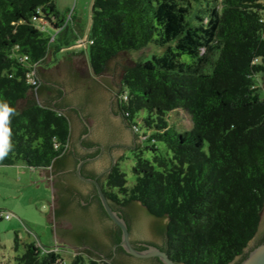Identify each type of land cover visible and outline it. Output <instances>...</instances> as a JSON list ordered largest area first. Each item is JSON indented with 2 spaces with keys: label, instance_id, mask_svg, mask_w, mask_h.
I'll return each instance as SVG.
<instances>
[{
  "label": "trees",
  "instance_id": "trees-1",
  "mask_svg": "<svg viewBox=\"0 0 264 264\" xmlns=\"http://www.w3.org/2000/svg\"><path fill=\"white\" fill-rule=\"evenodd\" d=\"M92 12L91 71L102 76L112 60L128 58L117 108L131 130L152 143L135 151L133 187L119 165L107 185L101 183L112 208L140 204L164 235L161 250L177 264H234L241 257L240 264L264 210V0H95ZM72 19L57 0H0V167L56 175L68 164L70 105L63 90L44 83L43 73L71 47L69 37L62 38ZM150 46V54L135 58ZM55 90L61 102L40 103ZM174 112L179 131L167 120ZM143 113L150 136L140 135ZM121 239L119 229L114 241ZM74 255L69 264H112ZM15 261L67 264L60 249L38 241L26 244Z\"/></svg>",
  "mask_w": 264,
  "mask_h": 264
},
{
  "label": "water",
  "instance_id": "water-1",
  "mask_svg": "<svg viewBox=\"0 0 264 264\" xmlns=\"http://www.w3.org/2000/svg\"><path fill=\"white\" fill-rule=\"evenodd\" d=\"M67 37H69V42L74 38V35L71 31L63 34L62 42H66L65 39H67ZM153 50L154 48L150 46L149 49L135 55V58L144 57L150 54ZM128 63V58L126 56H118L110 62L108 71L94 81H91L88 78L85 62L81 53L66 52L65 56L61 58L58 65H53L50 68H44L45 71L43 75L46 76V80H43L44 83L52 89L63 90L66 94L65 103L68 105L82 106L84 108L86 114L85 116L92 121L93 126L95 127V141L105 146L103 155L96 159L97 163L95 165L98 173L111 170L112 167H115L118 160L123 157V152L126 149H134L132 132L130 129L125 127L123 119L116 116L117 110L113 105L112 100L119 90L123 71ZM51 97L54 98L53 104L55 102L59 103L62 100L56 95V90L53 93H45L44 96L42 95L38 98V100L40 103L45 104V102ZM86 103H88V105H86ZM69 118L73 125L71 145H76L83 128L75 115L72 114ZM83 165L84 162H81L78 165L77 175L81 180L95 185L100 202L109 219L121 230L122 239L120 247H122L127 254L137 259L154 258L158 259L163 264H177L170 259L165 251L160 248L148 247L146 250H138L132 245V239L134 241L146 239L161 244L163 242V238L160 233L156 232L155 229L157 221L155 218L149 217L140 204L134 205L131 209L132 212H130V216L132 217L131 234L124 217L112 208L103 192L100 182L93 179H87L82 175ZM40 177L41 182H43L47 187L54 186L55 204H57L58 201L59 205V201L65 200V198L68 197V195H65V193L61 192V190H59V192H57L58 189L55 190V184L58 181L57 174L54 175L53 172L42 171L40 173ZM75 183L76 184H73L72 182L70 183L72 188L77 186L82 195H89L91 186L79 182ZM68 218L67 221L64 218L61 219L62 222H59L56 217L57 236L60 247L65 245L68 241H72V244L77 245L80 234L87 231L89 232V237L91 239L96 238L97 240L102 241V243H109L107 232L108 226L105 224L104 218L97 214V211L89 210L86 212H79L75 210ZM68 221H70L73 226L71 239L63 234L64 230L70 227ZM263 235L264 212L262 214L258 235L250 242L249 247L254 246V244H256ZM70 251L74 252L72 249H70ZM245 252H248V255L240 264H264V242L256 246L251 251H248L247 248ZM240 258L241 257L237 258L235 263L238 262Z\"/></svg>",
  "mask_w": 264,
  "mask_h": 264
},
{
  "label": "rangeland",
  "instance_id": "rangeland-1",
  "mask_svg": "<svg viewBox=\"0 0 264 264\" xmlns=\"http://www.w3.org/2000/svg\"><path fill=\"white\" fill-rule=\"evenodd\" d=\"M95 0H57L60 11L68 19L73 18L71 21L72 29L74 31V38L71 39L69 48L63 50L58 54V58L61 59L65 56L66 52L85 53L83 59L85 62L88 78L91 81L101 77L93 75L90 69L89 63V36L92 26V9ZM68 42V43H69ZM72 43V44H71ZM153 47V46H152ZM155 48V47H154ZM147 56V55H146ZM147 59V58H146ZM121 83V82H120ZM263 90L260 91V96L264 98V82L262 83ZM183 113V111H181ZM145 113L141 114L138 122L142 127V119ZM185 116V115H184ZM170 127L175 128L177 131L181 130V121L178 119L177 113H170L167 117ZM71 122V120H70ZM183 125L185 128L192 129V123L185 117L183 119ZM131 130V129H130ZM140 135L147 133L146 129L142 127ZM134 141V149H126L123 152V157L118 160L115 166L119 165L120 170L126 174L128 187L131 188L136 183V175L133 172L135 166V151L140 147H150L152 143L144 141V138L138 137L133 130H131ZM73 134V125L71 122V141ZM149 136L151 132L147 133ZM70 141V145H71ZM144 141V142H143ZM163 152L166 153V146L161 142L155 143ZM153 153L151 151H145V158L152 159ZM2 167H0V211H6L22 215L26 217L27 222L25 225L20 222L18 216L13 221H1L0 226L5 227L10 224H17L19 227V233L13 232L9 238H5L2 249L0 250V264H16L15 258L18 255H23L25 252V245L32 242H37L34 236V232L40 238L42 246L48 250H54L58 245L55 240V229L49 221V216L52 214L53 205L55 203L54 188L52 186H46L41 182V177L36 173L34 179L29 186L27 182H15L13 180H19V178L11 177L5 174ZM28 177L23 176L22 180H28ZM107 179V178H106ZM105 179V181H106ZM107 185V181L105 182ZM264 212V210H263ZM262 212V214H263ZM17 220V221H16ZM34 231V232H33ZM17 235L20 238L19 246L16 247L15 240ZM62 250V249H61ZM74 253L70 251L62 252L64 260L67 264L71 263L74 259ZM79 252H76L77 254ZM5 256V258H3Z\"/></svg>",
  "mask_w": 264,
  "mask_h": 264
},
{
  "label": "flooded vegetation",
  "instance_id": "flooded-vegetation-1",
  "mask_svg": "<svg viewBox=\"0 0 264 264\" xmlns=\"http://www.w3.org/2000/svg\"><path fill=\"white\" fill-rule=\"evenodd\" d=\"M64 92V97H65ZM44 96V95H43ZM117 98H118V92L115 94V97L113 100V105L116 107L117 115L118 117L123 119V124L127 129H131L126 122V120L122 117V114L118 111L117 108ZM88 105V103H86ZM66 113L68 116H71L72 114L77 117L79 122L82 125L83 131L80 134V138L78 139L76 145H70L69 152H68V161L65 168L59 172L58 175V181L55 184V190L59 192L67 194L68 197L65 198V200L58 201L56 207H55V213L57 215L58 212H61L60 216H57V221L62 222L61 219H66L70 216V214L73 213V211H79V212H86L88 210H94L97 211V214L102 216L105 220V224L108 226V242H103L95 239H91L89 237V232H83L80 234V237L78 239V244H72V241H68L63 245L66 248L72 249L74 252H83L84 254H92L95 256H100L103 258H106L110 263L112 264H142V263H151V264H160V261L158 259H137L129 254H127L125 251L119 250L120 245L116 244L114 241V236L116 233H118L119 228L109 219L107 215H105V211L101 207L100 201L97 200V189L94 184L88 183L86 181L81 180L77 175V167L81 162H84V165L82 167V175L87 179H93L100 182V184L105 183L104 180L108 175L111 173V170H107L106 172L98 173L97 167H96V159L103 155L105 151V146L100 144L99 142L95 141L94 137V126L91 120H89L85 115V110L82 106H75L70 105L66 107ZM110 150V149H109ZM71 176V177H70ZM76 184L75 182L87 184L91 186V189L89 191L88 196L82 195L76 186L75 188H72L70 183ZM57 194V193H56ZM61 196V195H60ZM59 199V198H58ZM132 207V206H131ZM131 207H121V206H115V211H117L124 219L126 220L128 226L130 227V231L132 234V217L130 216ZM69 219V218H68ZM70 227L66 228L64 230L63 234L65 236L70 237L72 236L73 232V226L70 221H68ZM163 238V242L161 244L152 242L149 240L139 239L138 241H134L132 239V245L140 250L141 248L146 250L148 247H157L162 248L164 244V235L160 234ZM133 237V236H132ZM264 238V235L262 238L254 244V246H248V251H251L256 246L259 245L260 241ZM141 249V250H142ZM248 252H245V255H247ZM237 263V262H236ZM235 263V264H236Z\"/></svg>",
  "mask_w": 264,
  "mask_h": 264
},
{
  "label": "crops",
  "instance_id": "crops-1",
  "mask_svg": "<svg viewBox=\"0 0 264 264\" xmlns=\"http://www.w3.org/2000/svg\"><path fill=\"white\" fill-rule=\"evenodd\" d=\"M70 31L74 35L73 29L70 30ZM80 53L82 55H86V54H83L82 52H80ZM2 169H4L3 171H5V174H8L11 177H15L16 176L17 178H19V180H13V181L18 182V183L24 181V182H27L26 184H28L29 186L31 185V183H32V181L34 179V175L36 173H39L38 175L40 176V173L42 171L52 172L51 169H47V170H43V169H31V168H29V167H27L25 165H18V166H13V167H2ZM23 176L28 177L27 178L28 180H22L21 178ZM52 187L54 188V186H52ZM15 216H16V214H15ZM17 216H18V219L20 220V222H22L25 225V223L27 222L26 217H24L22 215H17ZM16 217L13 218V219H16ZM11 221H13V220H11ZM49 221H50V223L53 225V227L55 229L54 230L55 231V240L58 243V245L55 247V250L56 251L57 250L59 251V249H60L61 253L64 252V251H70V248H66L64 246H62V247L59 246L58 236H57V223H56L55 203L53 205L52 214L49 216ZM11 223H13V222H10V224L6 225L5 227L0 226V250H1V247H4L3 244L5 243L4 242L5 238H9V236H11L13 232H18L19 233V227H18V225L17 224H11ZM34 236L36 238L35 240L38 241L42 245V243L39 240L40 238L37 236V234L35 232H34ZM32 243H34V242H32Z\"/></svg>",
  "mask_w": 264,
  "mask_h": 264
},
{
  "label": "built area",
  "instance_id": "built-area-1",
  "mask_svg": "<svg viewBox=\"0 0 264 264\" xmlns=\"http://www.w3.org/2000/svg\"><path fill=\"white\" fill-rule=\"evenodd\" d=\"M13 216L11 212H0V219L10 220Z\"/></svg>",
  "mask_w": 264,
  "mask_h": 264
}]
</instances>
